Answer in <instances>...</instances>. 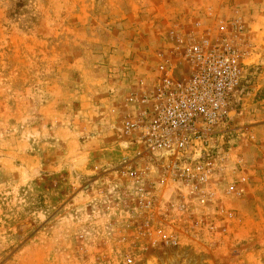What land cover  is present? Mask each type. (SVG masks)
<instances>
[{
	"label": "rangeland",
	"instance_id": "374dc122",
	"mask_svg": "<svg viewBox=\"0 0 264 264\" xmlns=\"http://www.w3.org/2000/svg\"><path fill=\"white\" fill-rule=\"evenodd\" d=\"M234 19L250 76L202 154L218 196L180 212L188 189L123 132L128 99L178 37ZM0 264H264V0H0Z\"/></svg>",
	"mask_w": 264,
	"mask_h": 264
},
{
	"label": "built area",
	"instance_id": "2783aa9c",
	"mask_svg": "<svg viewBox=\"0 0 264 264\" xmlns=\"http://www.w3.org/2000/svg\"><path fill=\"white\" fill-rule=\"evenodd\" d=\"M245 26L241 19L221 24L218 30L195 33L180 39L172 55L160 53L156 80L150 91L132 93L128 99L133 112L127 115L123 132L142 144L144 150L162 159L163 179L170 178L185 186L189 195L173 205L180 212L189 211V201L198 207L212 206L218 190L212 182L213 169L202 154L205 146L230 125L231 113L238 103L235 95L247 89L250 76L245 53ZM181 44V45H180ZM181 46V47H180ZM129 179L143 185L146 172L131 168ZM141 187L137 202L145 210L156 206V192ZM242 188L229 187V194L241 195ZM152 246H176V240L155 227L145 226Z\"/></svg>",
	"mask_w": 264,
	"mask_h": 264
}]
</instances>
